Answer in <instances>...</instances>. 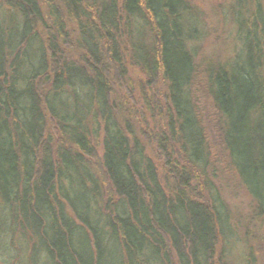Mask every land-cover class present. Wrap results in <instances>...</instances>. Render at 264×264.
I'll return each mask as SVG.
<instances>
[{
	"label": "trees",
	"instance_id": "obj_1",
	"mask_svg": "<svg viewBox=\"0 0 264 264\" xmlns=\"http://www.w3.org/2000/svg\"><path fill=\"white\" fill-rule=\"evenodd\" d=\"M232 2L241 46L201 68L189 0H0V264H225L205 116L264 235V0Z\"/></svg>",
	"mask_w": 264,
	"mask_h": 264
},
{
	"label": "rangeland",
	"instance_id": "obj_2",
	"mask_svg": "<svg viewBox=\"0 0 264 264\" xmlns=\"http://www.w3.org/2000/svg\"><path fill=\"white\" fill-rule=\"evenodd\" d=\"M190 4L197 8L202 20V28L204 32L203 44L198 50L197 60L201 63V68L207 62H216L226 60L232 54L233 50H239L241 43L235 35V24L233 22V2L232 0H189ZM234 48V49H233ZM65 52L72 58L79 57V50L76 48H65ZM129 75L133 77L134 89H126L114 84L112 96H116L117 100L123 103L125 100L126 107L134 108L136 113L133 121V128L142 139L147 153L155 158L154 142L149 135L153 132L154 123L148 115V112L142 107V88L138 79H143L140 71L128 66ZM159 88L156 82L152 84V89ZM118 95V96H117ZM131 95V96H129ZM123 98V99H122ZM133 110V109H132ZM210 113V105H209ZM145 114V115H143ZM204 114H206L204 112ZM144 117H143V116ZM206 134L211 148L212 159L216 167V177L214 180L216 186L219 187L222 197L225 199L230 213L232 214L233 222L236 225L235 230L241 238L246 235V230L249 229V243H245L241 238L231 240L225 252V264H246V258L253 259V264H264V235L259 231L258 222L252 219L247 229L248 218L251 212V201L246 195V192L238 183L231 168L224 161L223 152L220 147V139L217 135L213 120L210 116H205ZM158 163V162H157ZM247 253V255H246ZM252 254L251 257L248 254ZM246 255V256H245Z\"/></svg>",
	"mask_w": 264,
	"mask_h": 264
}]
</instances>
